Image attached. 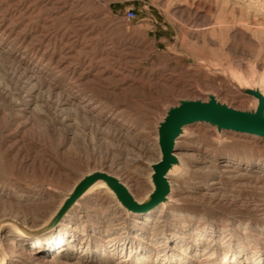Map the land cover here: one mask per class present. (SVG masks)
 Segmentation results:
<instances>
[{
    "label": "rangeland",
    "instance_id": "rangeland-1",
    "mask_svg": "<svg viewBox=\"0 0 264 264\" xmlns=\"http://www.w3.org/2000/svg\"><path fill=\"white\" fill-rule=\"evenodd\" d=\"M129 8L134 20L125 17ZM262 79L264 0H0V223L10 216L40 226L61 194L95 170L146 196L147 163L159 160L156 131L167 109L215 94L250 110L257 98L246 90L261 88ZM231 83L245 91L237 93ZM186 132L177 151L186 169L171 178L174 203L127 215L102 188L81 199L78 214L98 228L115 218L127 240L153 212L168 237L189 228L225 241L236 230L231 239L238 250L242 241L250 243L245 233L264 235V137L207 122ZM190 149L201 159L190 158ZM214 178L226 198L200 199ZM9 228L2 232L7 264H37L24 254L12 257ZM23 246L36 250L31 242ZM59 250L57 244L38 255L105 261L96 247ZM129 252L119 246L114 261L139 264ZM255 253L256 261L253 253L242 263L229 253L226 261L264 264V242Z\"/></svg>",
    "mask_w": 264,
    "mask_h": 264
},
{
    "label": "bare ground",
    "instance_id": "bare-ground-1",
    "mask_svg": "<svg viewBox=\"0 0 264 264\" xmlns=\"http://www.w3.org/2000/svg\"><path fill=\"white\" fill-rule=\"evenodd\" d=\"M230 76L235 79L240 85H249L248 82H243L239 78H236L234 75L230 74ZM258 81L264 83V79ZM231 84V86L237 93H243V91L236 88L233 83ZM261 92L264 95V84L262 85ZM184 129H186V127ZM156 134V144L159 150L160 160L162 154L158 143L157 131ZM186 134L187 132L182 134L177 139L175 150L177 162L172 165L167 174L170 184V190L165 200L154 208L160 206L166 207L167 204L172 202L174 203L175 201L173 198L174 189L171 178L186 169L184 159L177 154L181 139L185 137ZM191 150L192 149H190V152H188V156L190 158L197 160L201 159V154L198 153L196 149L193 151ZM158 161H150L147 163L148 167L150 168V172L147 173V180L149 182L150 188L147 190L146 196L144 195L143 197H137L132 189L119 176H115L118 177L128 187L129 191L133 194L135 199H137L138 201H142L145 197H149L150 193L154 189V185L151 180V175L153 173L152 164ZM216 179L217 178L212 179L207 188L204 191H200L198 193L200 199L220 200L226 198L227 193L223 191L224 188L222 189L221 186L217 185V183L215 182ZM102 188H105V190L115 200L118 207L121 208L127 215L145 214L154 209L152 208L145 213L129 211L125 206L121 204V202L118 200L117 196L107 185V183L104 180H99L91 185L86 191L78 195L73 203L68 206L66 211L58 219L57 217L60 212L61 206L64 201L69 198L70 192L73 189L72 188L69 192L61 194L62 199L60 198L61 200L57 204L56 208L49 214V216L42 222L40 226L31 228L28 225L22 224L17 219L11 218L10 216L7 218V220H5L4 223L0 224V264L8 263V254L4 248L2 241V232L6 227H11L8 231V233L10 234H8L7 236L13 235L14 237H10V242L8 241V250L12 254V257L24 254L29 260H31V262L35 261L37 264H120V262L114 261L112 255L113 253H115V251L118 250L119 246H122V249H125V246L129 247V259L134 258V260L139 264H151L152 262H160L162 260H166L169 262L176 260L178 262H182L183 264H229L226 261V257L229 253L230 255H232V262L242 263V258H244L245 254L248 255V253H253L252 259L254 261L258 259L255 251L258 250V244L261 241L264 242L263 234H258L253 238L251 234L249 235V233H245V236L248 235V237L251 238L250 243L247 244L245 241L241 240V246L239 245L241 248L238 250H236V248L234 247L231 239L233 235L239 234V232H237L236 230L234 231L235 233L225 241H219L212 237L204 239L203 237L191 232L189 228H186L182 231L175 230V232L172 233L170 237H168L166 236L164 231L161 230L162 226L158 219L152 220L154 212L146 215V219H144L143 222L137 225L136 234L132 235L130 239L128 238V240L127 232L124 233L123 230H121V228L117 226L118 224L116 223L115 218L108 221L106 228H98V226L91 224V218H88L81 213L78 214L77 204L83 201L81 199L95 193L96 191L101 190ZM186 197L192 196L187 195ZM232 200L236 203H241L237 198H232ZM96 204V202L91 203L90 208L93 210L96 209ZM261 211L262 214H264V209ZM55 218L58 220L52 223V220H54ZM55 228L56 231L54 233L52 232L50 234H47ZM204 228L209 229L208 227ZM44 234L47 235L43 236L42 238H35ZM29 242H31L36 247V250L34 252L26 251V249L24 248L23 244ZM57 244L60 249L58 253L67 251L68 249H80L81 251H87L92 247H96L103 252L102 259H105V261H101L99 263H89L83 258L74 257L72 255L61 256L59 254H55L50 257H41L38 255L41 250H48L50 249V247L57 246ZM177 252L180 253L177 254ZM200 252H204L203 257H198ZM243 252H245L244 255ZM177 255H179L178 258ZM223 257L225 258V260L222 259ZM245 258L251 259L249 256ZM219 259H222V261H219Z\"/></svg>",
    "mask_w": 264,
    "mask_h": 264
},
{
    "label": "water",
    "instance_id": "water-1",
    "mask_svg": "<svg viewBox=\"0 0 264 264\" xmlns=\"http://www.w3.org/2000/svg\"><path fill=\"white\" fill-rule=\"evenodd\" d=\"M261 88L246 90L257 98V105L250 110L234 108L220 101L215 94H209L208 100L182 99L179 104L170 106L157 126L158 143L162 156L158 162L152 164L151 180L154 189L149 197L138 201L118 177L103 170H95L84 175L73 187L69 198L62 204L57 218H60L78 195L99 180L107 183L121 204L129 211L145 213L158 206L165 200L170 190L167 174L172 165L177 162L176 143L177 139L186 132L184 129L186 126L197 122H207L219 131L230 130L264 137V95ZM58 219L55 218L52 223Z\"/></svg>",
    "mask_w": 264,
    "mask_h": 264
},
{
    "label": "built area",
    "instance_id": "built-area-1",
    "mask_svg": "<svg viewBox=\"0 0 264 264\" xmlns=\"http://www.w3.org/2000/svg\"><path fill=\"white\" fill-rule=\"evenodd\" d=\"M137 16V13L135 11V9L133 8H129L127 9L126 13H125V17L128 19V20H134Z\"/></svg>",
    "mask_w": 264,
    "mask_h": 264
}]
</instances>
